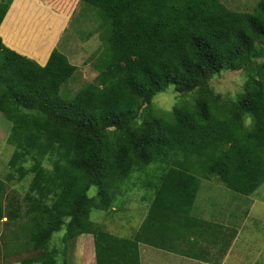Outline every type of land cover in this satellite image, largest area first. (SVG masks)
<instances>
[{
    "label": "trees",
    "instance_id": "obj_1",
    "mask_svg": "<svg viewBox=\"0 0 264 264\" xmlns=\"http://www.w3.org/2000/svg\"><path fill=\"white\" fill-rule=\"evenodd\" d=\"M77 1L0 0V23L11 4L0 26V112L13 147L0 183L31 173L22 264H68L52 244L60 230L63 242L91 234L95 264H140L139 243L192 255L189 236L204 239L213 227L192 215L201 179L216 177L240 195L264 179V0L252 11L223 0H82L107 18L110 55L68 99L60 88L76 65L57 48L44 65L33 58L44 63ZM226 71L245 77L235 97L209 83ZM170 85L189 97L164 109L154 99ZM135 171L144 174L149 207L131 237L116 235L89 213L114 210ZM5 190L0 184V221L6 215L8 225L19 209ZM237 225H219L223 250ZM15 237L0 236V264L16 252Z\"/></svg>",
    "mask_w": 264,
    "mask_h": 264
},
{
    "label": "rangeland",
    "instance_id": "obj_2",
    "mask_svg": "<svg viewBox=\"0 0 264 264\" xmlns=\"http://www.w3.org/2000/svg\"><path fill=\"white\" fill-rule=\"evenodd\" d=\"M45 1L47 2L48 0ZM223 1L227 3L228 6L234 9L252 11L256 0ZM233 4H235L236 7H233ZM108 31L109 23L107 21V18L103 14H101L98 9L82 0L77 1L76 4H74L73 8L67 16L66 21L61 25L60 29H58L55 36V41L57 42L58 46L57 48L61 52H63L62 50H64L66 51L65 54H67L68 52L73 55H77L75 58H70L68 56V59L76 65V69L73 75L61 85L60 93L64 98L71 99L81 88H83L90 81H93L99 71V68L101 66H104L109 61L110 48L105 40V36L107 35ZM92 32H96L97 35H91L90 37H88V34ZM7 46L12 48L11 45ZM16 52L18 53V51ZM239 76H242L239 71L221 72L215 76H212L209 80V83H212V86L216 91H220L221 93L232 95L231 97H235V95H237L236 93L241 91L243 84H238L232 78ZM228 87L233 88V93L230 94L225 91V89ZM188 97L189 96L184 97L181 95H177V92L173 89V85H170L166 89V91L158 94L154 100L155 103L159 106L163 107L164 109H168L171 108L173 104L180 103ZM5 128H7L8 131H6ZM9 128V123L5 120L2 113L0 112L1 168L4 167L2 164L7 162V153L12 151L13 149L11 144L7 143L5 136H1V134H3L4 132L9 133ZM8 133L6 134V137ZM150 168H152V166L149 167V169ZM143 176V173L136 171L133 172L131 178L128 179L130 181L125 182L122 187V191H124L123 194L118 195L114 198V210H91L89 213V219L96 222L102 228L113 234L131 237L142 222L143 215L146 212L149 203L146 196L150 193V191L147 188L143 187V185H140L138 181L143 180ZM211 179L216 182V185L212 183L210 185L204 186L205 180L201 179V186L199 187L197 193L196 203L205 201L210 204L213 199L216 198H220L226 201L231 197L233 198L234 196L238 195L234 191L226 188L224 184L216 179V177H211ZM30 180L31 173H27L23 179L15 181L14 184H8L6 182L0 183L1 185L6 187L5 195L11 194L13 197V203H15V207L17 208V210L19 209L17 212L19 220H9L8 225H5L3 222L4 220H7V216L5 215L4 218L1 219L0 236L5 232H8L9 236L15 237L18 234L20 237L18 240H16L17 236L15 237V240H11L10 243L12 244L17 242V250L16 252L15 250H11L7 255H4L3 260H1L2 264L3 261L7 262L8 260L9 262L5 264H22V258H26L30 254V246L28 245L30 243L26 241V233H23V228L27 226L29 229L31 224L30 222L22 219L20 216L23 213V210L26 208L25 203L27 202V198L25 199V194L28 192V185ZM133 181L137 184L132 183ZM94 190L95 189L92 188L90 192ZM251 195L254 197H258L264 201V179ZM143 196H145V199L142 198ZM253 213L254 221H256L258 218H263L264 205L263 210H254ZM14 229H18L17 234L11 233ZM62 235L63 230H60L53 233L52 236V244L57 245L59 250L61 251L60 254L58 253V256L60 258L66 260V263L68 264H81V258L82 260L86 259L85 264H93V262H91L93 261V258L90 254H85L83 256L79 254V251L76 248L77 242H75L78 236L74 239L63 242L61 239ZM89 235L92 236L91 234ZM239 242L240 241L238 240V244ZM26 245L27 249L23 251ZM21 246L23 248L18 249ZM89 249L90 252H92L93 246L89 247ZM144 259L148 260V258Z\"/></svg>",
    "mask_w": 264,
    "mask_h": 264
},
{
    "label": "crops",
    "instance_id": "obj_3",
    "mask_svg": "<svg viewBox=\"0 0 264 264\" xmlns=\"http://www.w3.org/2000/svg\"><path fill=\"white\" fill-rule=\"evenodd\" d=\"M8 11L9 9L7 12ZM56 33L53 37V43L48 49L44 63L46 62L51 50L58 47L57 42L55 41ZM0 37L4 42L3 36L1 34ZM42 41L43 40H41V42ZM62 51L63 53H66V51ZM21 54L26 55V53ZM66 56L75 58L77 55L67 52ZM30 57L32 56L30 55ZM33 59L36 62L39 61H37L35 58ZM38 63L41 65L40 61ZM5 130L8 131L7 128H5ZM7 133L8 132H4L1 134V136H5L6 141ZM204 180V186L210 185L212 183L216 185V182L211 178ZM263 205V200L252 195L238 194L237 196H234L233 198L231 197L226 201L216 198L213 199L210 204L205 201L196 203L195 199L193 209H191L192 215L213 225V227L208 231V236H206L204 239H199L197 236L193 235L189 236L190 240L192 241V250L193 252L195 251L194 254L196 255H187L188 253L184 254L180 251L176 252L159 249L145 243H139V262L140 264H264V217L260 219L258 218L256 221H254L253 213L254 210H263ZM233 220L236 222L230 223V221ZM220 224L228 228H233L236 224H238L236 226L237 234L229 242L225 250L222 249V244L224 241L220 238L222 236L219 228ZM238 240L240 241L239 244ZM180 241H187V236L185 239L180 237ZM75 242H77L76 248L78 249L79 254L81 256L90 254L93 258V261L91 262L95 264L93 236H90L89 234L85 235L84 233L78 236ZM91 246H93L92 252H90L89 249ZM144 258H148V260ZM85 263L86 259L82 260L81 258V264Z\"/></svg>",
    "mask_w": 264,
    "mask_h": 264
},
{
    "label": "clouds",
    "instance_id": "obj_4",
    "mask_svg": "<svg viewBox=\"0 0 264 264\" xmlns=\"http://www.w3.org/2000/svg\"><path fill=\"white\" fill-rule=\"evenodd\" d=\"M12 3V2H11ZM10 7V5H9ZM9 9V8H8ZM6 15V14H5ZM5 17V16H4ZM4 19V18H3ZM3 21V20H2ZM1 24V23H0ZM3 41V40H2ZM4 43V42H3ZM50 54V53H49ZM46 63V62H45ZM43 63V65L45 64ZM42 65V64H41ZM234 79L238 84H243L245 81V77L244 76H239V77H234L232 78ZM225 91H227L228 93H233V88L232 87H228L225 89ZM243 121H244V125L247 127L251 124L252 122V118L249 114H245V116L243 117Z\"/></svg>",
    "mask_w": 264,
    "mask_h": 264
}]
</instances>
